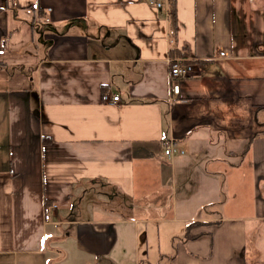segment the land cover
Masks as SVG:
<instances>
[{"label": "crops", "instance_id": "1", "mask_svg": "<svg viewBox=\"0 0 264 264\" xmlns=\"http://www.w3.org/2000/svg\"><path fill=\"white\" fill-rule=\"evenodd\" d=\"M162 1L0 0V264H264V0Z\"/></svg>", "mask_w": 264, "mask_h": 264}, {"label": "built area", "instance_id": "2", "mask_svg": "<svg viewBox=\"0 0 264 264\" xmlns=\"http://www.w3.org/2000/svg\"><path fill=\"white\" fill-rule=\"evenodd\" d=\"M148 4L150 6H153L155 8H161L163 5L162 0H147ZM192 72V65L190 64V59H181V58H175L170 61V67H169V76L171 79V89H172V95L173 97H177L180 90V82L184 80L186 77H188ZM117 96L105 95L104 101L108 103H115L118 101ZM182 154L183 152L181 150H178L174 147H169L164 150V154L166 156H171L175 154Z\"/></svg>", "mask_w": 264, "mask_h": 264}, {"label": "rangeland", "instance_id": "3", "mask_svg": "<svg viewBox=\"0 0 264 264\" xmlns=\"http://www.w3.org/2000/svg\"><path fill=\"white\" fill-rule=\"evenodd\" d=\"M27 15H29L28 13H27ZM28 21H29V18H28V20H27V23H26V25H25V27H23V28H21V31H20V34H18L16 37H15V40L16 41H18L19 43H22L23 42V39H27L28 38V33H29V30L27 29V26H28ZM41 26V25H40ZM23 59H30L29 57L28 58H23ZM23 59H22V57H21V54L20 53H9V52H7V51H5L4 53H0V61H5L6 63H18V62H20L21 60L23 61ZM31 59H33V56L31 55ZM21 61V62H22ZM27 63L28 64H32V61L31 60H28L27 61ZM220 184H221V182H219ZM226 194V193H225ZM219 196L221 197V198H223V196H224V194L223 193H221V194H219ZM176 197H178V194H176ZM207 196H199V199H201L202 201H205L207 198H206ZM166 200V199H165ZM171 200L173 201V195L171 196ZM175 200V199H174ZM170 203H171V201H169ZM212 208H210L209 210L210 211H212V212H216V211H219L220 210V205L219 206H217V205H212L211 206ZM224 211H227V207H226V209H224ZM220 212V211H219ZM255 227V225L253 224V223H250L249 224V228H250V238L249 239H252L253 238V236H254V232L255 233H258L257 232V227L256 228H254ZM258 229H260L259 227H258ZM263 255V254H262ZM152 259V258H151ZM263 259H264V255H263V258H260L259 260H261V261H263Z\"/></svg>", "mask_w": 264, "mask_h": 264}, {"label": "trees", "instance_id": "4", "mask_svg": "<svg viewBox=\"0 0 264 264\" xmlns=\"http://www.w3.org/2000/svg\"><path fill=\"white\" fill-rule=\"evenodd\" d=\"M168 2V19H169V26L171 29V33L176 35L177 30V16H176V6H175V0H167ZM6 7H4L1 11H5ZM7 39H4L3 43H5ZM172 55V56H171ZM171 58L181 57L182 55H179L177 53L172 52ZM47 141V140H44ZM248 149V145L246 146L245 150L243 152H246ZM195 225H198V223H191L185 227V238H196L197 236H189V232L191 228Z\"/></svg>", "mask_w": 264, "mask_h": 264}]
</instances>
